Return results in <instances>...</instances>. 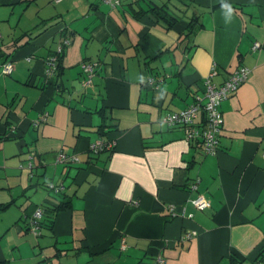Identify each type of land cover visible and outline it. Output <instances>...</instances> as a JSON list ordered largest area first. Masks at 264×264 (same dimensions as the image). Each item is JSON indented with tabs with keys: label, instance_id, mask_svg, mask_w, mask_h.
Instances as JSON below:
<instances>
[{
	"label": "crops",
	"instance_id": "obj_1",
	"mask_svg": "<svg viewBox=\"0 0 264 264\" xmlns=\"http://www.w3.org/2000/svg\"><path fill=\"white\" fill-rule=\"evenodd\" d=\"M170 2L178 17L170 27L138 15ZM42 23L39 36L24 35ZM64 41L61 75L47 79L46 59ZM0 53V65L14 66L0 72V263L256 262L264 249V0H0ZM84 61L99 63L86 89ZM213 64L217 85L240 66L250 72L220 104L219 149L205 154L163 117L203 94ZM95 140L115 145L93 155ZM60 152L77 161L52 169ZM198 195L207 208L194 207ZM60 202L70 207L35 234L36 209Z\"/></svg>",
	"mask_w": 264,
	"mask_h": 264
},
{
	"label": "built area",
	"instance_id": "obj_2",
	"mask_svg": "<svg viewBox=\"0 0 264 264\" xmlns=\"http://www.w3.org/2000/svg\"><path fill=\"white\" fill-rule=\"evenodd\" d=\"M61 0H53L54 3H58ZM103 2L115 5L119 0H102ZM68 44V41H64L57 48V53H60L64 46ZM259 45L255 43L253 48H257ZM57 60L56 56H51L45 62V77L50 79L56 73ZM98 66L97 61H84L81 63V69L85 75L83 81V87L86 88L91 84V79ZM14 69L11 61L5 62L0 65V72L3 75H9ZM250 70L245 66H240L234 70L222 83L217 85L213 82V78L217 75L216 65H212L209 73L205 76L203 84L204 90L202 95L195 94L194 101L188 105L185 109L179 112H171L163 117V121L169 126L182 127L185 133V140L189 143L199 142L202 150L205 154H215L219 149V135L222 130V113L219 109L220 104L234 95L238 88L247 80ZM148 84L155 83L154 78H149ZM201 113V114H200ZM203 116L204 123L200 124L199 117ZM115 145L114 141L95 140L90 144L89 149L93 153L102 152L104 150L112 149ZM32 159V156H29ZM56 162H76V155H70L67 157L62 152L58 153ZM29 167L32 166L30 162ZM198 188V180H194L190 185V190L196 191ZM49 189L54 192H59L62 186L49 184ZM192 204L195 208L202 210L208 207V202L203 196L198 195L192 199ZM42 217V210L36 209L31 220V229L35 234H39L38 220ZM195 233H188L184 237L191 238ZM122 248L126 245L122 241ZM157 262L164 264V260L158 257ZM254 264H262L261 262H255Z\"/></svg>",
	"mask_w": 264,
	"mask_h": 264
},
{
	"label": "trees",
	"instance_id": "obj_3",
	"mask_svg": "<svg viewBox=\"0 0 264 264\" xmlns=\"http://www.w3.org/2000/svg\"><path fill=\"white\" fill-rule=\"evenodd\" d=\"M62 1V0H61ZM119 2V1H118ZM59 3V2H58ZM118 5V3L116 4ZM168 7H164V6H161V7H158V6H152L150 5L148 10L147 11H143V12H140L138 13V15H141V14H146V13H149L151 17H153L156 21L158 20H162V21H165V23H167L168 27L172 26L177 20H178V17H174V14L171 15L172 13L168 11L167 9ZM197 19L195 17H192V19H190V21H188V25H187V31L185 33L186 36H190V34L193 32L194 28H195V25L197 24ZM43 24V23H42ZM38 25V27L36 26L33 30L31 31H28L26 32L24 35L28 37V39H34L36 38L37 36H39L42 32H44V30L46 29L45 28V24L43 25ZM17 46V45H15ZM20 46H23V45H20ZM65 47V46H64ZM64 49L60 52V53H57V51H53L52 54L50 55L51 56H56V60H57V65H56V76H55V81L59 79L60 75H61V59H62V54L64 53ZM4 55V53H2ZM1 55V53H0ZM50 57H48L47 59H49ZM46 59V60H47ZM5 62H8L7 59H5ZM99 64V63H98ZM98 67V66H97ZM83 72V71H82ZM96 74V70H95V73L94 75ZM93 75V77H94ZM92 77V78H93ZM85 79V78H84ZM84 81V80H83ZM92 81V79H91ZM51 85H56V82H53V83H49ZM91 85V84H90ZM89 85V86H90ZM88 86V87H89ZM82 87H83V82H82ZM87 88V87H86ZM85 88V89H86ZM102 110V109H101ZM98 111V113H100V115H102V120L105 119L102 111ZM204 123V120L202 119V121L200 122V124H203ZM100 129L102 130V128H104V125L102 124L101 126H99ZM98 132V134L100 135H103L105 134V132H103V130L100 132V130L96 131ZM19 138L18 140H20V142L22 141L21 140V136L17 137ZM94 142V141H93ZM193 145H196V146H201L199 142H195V143H192ZM90 147V146H89ZM88 151L90 153H92L93 155L97 154V153H93L89 148H88ZM103 152V151H102ZM63 153V152H62ZM99 153V152H98ZM58 154V153H57ZM57 154L55 155V158L57 156ZM65 154L67 157H69L70 155H67L66 153H63ZM29 156H32V159H29L28 161V164L33 161L35 159V154L34 153H30ZM55 158H54V162L55 163H61V164H67L70 162V161H65V162H56L55 161ZM32 163V162H31ZM73 163V162H72ZM33 165V164H32ZM32 167V166H31ZM49 187V186H48ZM68 207H70L69 205H67V203H64V202H60L59 204L55 205L54 207L52 206H41L40 209L42 210V217L38 220V226H39V235L41 233V228H44L45 226L50 228L52 227V224H53V219L55 217V214L59 211H62V210H65L67 209ZM260 257L259 258H256L253 260L256 261V262H261L262 264H264V249H261L260 251ZM245 260H239L237 259L235 256H230L229 258V262L228 264H244ZM0 264H4V263H0Z\"/></svg>",
	"mask_w": 264,
	"mask_h": 264
},
{
	"label": "rangeland",
	"instance_id": "obj_4",
	"mask_svg": "<svg viewBox=\"0 0 264 264\" xmlns=\"http://www.w3.org/2000/svg\"><path fill=\"white\" fill-rule=\"evenodd\" d=\"M175 3H176V2H170V4L168 3V7H169V8H168V11H169V12H173L174 6L176 5ZM179 8H181V7L178 6V10H179ZM180 10H181V9H180ZM173 13H175V12H173ZM12 64H13V63H12ZM50 165H51V168L53 169L54 166H56V165H60V166H61V165H63V164H61V163H57V164H53V163H52V164H51V163H50ZM49 167H50V166H49ZM59 183H60V182H59ZM59 183L57 182V184H59Z\"/></svg>",
	"mask_w": 264,
	"mask_h": 264
}]
</instances>
